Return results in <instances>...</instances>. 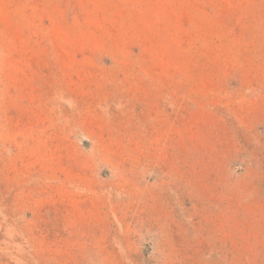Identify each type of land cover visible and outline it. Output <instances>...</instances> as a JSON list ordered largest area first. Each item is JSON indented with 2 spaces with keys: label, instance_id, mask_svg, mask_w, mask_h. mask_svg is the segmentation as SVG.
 Returning a JSON list of instances; mask_svg holds the SVG:
<instances>
[{
  "label": "rangeland",
  "instance_id": "374dc122",
  "mask_svg": "<svg viewBox=\"0 0 264 264\" xmlns=\"http://www.w3.org/2000/svg\"><path fill=\"white\" fill-rule=\"evenodd\" d=\"M0 264H264V0H0Z\"/></svg>",
  "mask_w": 264,
  "mask_h": 264
}]
</instances>
